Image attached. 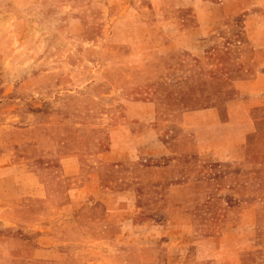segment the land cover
<instances>
[{
	"label": "rangeland",
	"instance_id": "1",
	"mask_svg": "<svg viewBox=\"0 0 264 264\" xmlns=\"http://www.w3.org/2000/svg\"><path fill=\"white\" fill-rule=\"evenodd\" d=\"M218 3L0 0V153L16 140L19 157L51 169L41 175L47 188L36 182L21 191L33 193L35 214L55 231L41 236L34 226L35 246L16 251L19 236L0 220V264H264V123L248 140L261 155L243 163L217 162L200 149L185 158L183 129L196 132L199 117L165 123L170 107L203 103L201 78L185 77L202 68L200 33L179 25L221 20ZM237 5L227 0L230 10ZM242 17L225 16L238 36ZM130 85L146 86L140 104ZM138 119L146 123H131ZM59 137L71 139L73 160L55 152ZM175 152L179 166H167ZM63 160L97 166L96 188L73 187L77 178L59 172ZM9 182L0 176V185ZM35 214L18 191L0 187L1 216Z\"/></svg>",
	"mask_w": 264,
	"mask_h": 264
},
{
	"label": "crops",
	"instance_id": "2",
	"mask_svg": "<svg viewBox=\"0 0 264 264\" xmlns=\"http://www.w3.org/2000/svg\"><path fill=\"white\" fill-rule=\"evenodd\" d=\"M236 1L238 5L230 10L226 6L227 0H220L216 7L218 11L216 13L222 15L221 20L219 18L218 20L204 22L197 20L190 24L186 22L185 25L183 23L179 25L187 33L199 32L200 34L195 40L203 45L201 70L185 76L187 77L186 80L195 78V76L201 78L204 94L202 105L191 108L170 107L168 114H166L168 116H165V123L169 124L170 127L180 123L178 115H180L183 122L180 124L184 125H189L187 119L190 115H196L200 119L196 124L200 123L201 127H196V132L192 128L190 131L189 127L183 129V134L191 143L188 149L191 152L185 150L187 153L185 158L193 156L199 149L204 156L208 154L215 158L217 162L222 163H243L252 157L261 155V153L248 150V146H250L248 140L250 132L257 125L264 123V0ZM230 11L242 13L243 19L239 26L240 36L231 32L233 27L226 21L225 16ZM189 57L192 56L189 54ZM186 82L184 81V83ZM126 88L128 93L137 95L133 97V102L140 104L142 95L146 92V86L130 85ZM156 115L157 112L154 116ZM234 122L241 125L240 130L235 131L230 128L231 123ZM131 123L144 125L146 122L144 119H138ZM200 129L202 130L201 136H199ZM172 133H175V131L170 128V144L172 139L177 141V137ZM70 140L67 137L57 138L55 152L63 158L67 156L73 160L76 152H74V148L69 149ZM66 141H68V144H66ZM13 143L16 144H12L6 152L4 150L2 151L4 153H0V176L2 179H9L10 181L8 185H0V187L18 191L24 211L32 215L37 212L35 197L33 193H25L21 190L35 188L36 182H42L44 188H47V182L43 183L41 181V175L50 172L51 169L30 166L29 157H19L17 154L19 143L16 140ZM106 153H109V148H106ZM176 153L177 156L178 153ZM14 157L18 160L13 159ZM3 159L4 161H2ZM179 161H181L180 157H173L167 166L178 167ZM93 168L96 169L97 166L69 165L63 160L59 172L62 173L63 177L77 178V184H74L73 187L78 186V190L81 188L84 191H91L96 188L94 178L97 173ZM52 181L59 187L58 181L54 179ZM75 194L76 192H73L71 199H68L63 205V209H66L67 212L73 210L72 205L75 203ZM37 214L30 217L34 220L37 219L34 222L40 225L31 224L30 217L21 221V219H11L0 215V220L5 222V225H9V227L3 229L11 233L12 236H19V239H17L19 245L13 250L19 251L21 248H27V251L29 247L35 246L31 239L32 236H35L33 234L34 230H32L34 226L40 231L37 234L47 237L53 236L52 233L55 231L51 227L52 221ZM61 221H64V217ZM42 245H45V247L40 246L42 252H56V248L53 246Z\"/></svg>",
	"mask_w": 264,
	"mask_h": 264
}]
</instances>
